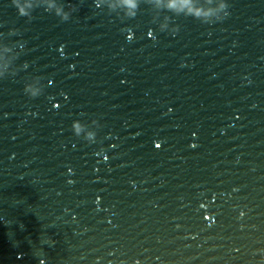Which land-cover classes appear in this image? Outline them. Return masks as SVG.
Returning <instances> with one entry per match:
<instances>
[{"label":"water","instance_id":"water-1","mask_svg":"<svg viewBox=\"0 0 264 264\" xmlns=\"http://www.w3.org/2000/svg\"><path fill=\"white\" fill-rule=\"evenodd\" d=\"M30 2L0 0V264H264V0Z\"/></svg>","mask_w":264,"mask_h":264},{"label":"clouds","instance_id":"clouds-1","mask_svg":"<svg viewBox=\"0 0 264 264\" xmlns=\"http://www.w3.org/2000/svg\"><path fill=\"white\" fill-rule=\"evenodd\" d=\"M17 2L18 8L21 10L22 13H26L27 10L31 7V2L30 0H25L24 3H19V0H15ZM50 8H55L56 11L64 16V18H67V13H63L62 9L58 7L55 3V0H49V5ZM220 7H225L224 4H221ZM28 90L32 92L33 95H35L38 92V89L33 87L32 85L28 86ZM77 128H79V125L77 124Z\"/></svg>","mask_w":264,"mask_h":264},{"label":"snow or ice","instance_id":"snow-or-ice-1","mask_svg":"<svg viewBox=\"0 0 264 264\" xmlns=\"http://www.w3.org/2000/svg\"><path fill=\"white\" fill-rule=\"evenodd\" d=\"M157 147H159V144H157Z\"/></svg>","mask_w":264,"mask_h":264}]
</instances>
